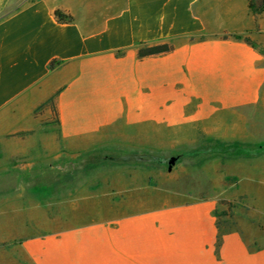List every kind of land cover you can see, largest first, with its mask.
<instances>
[{
  "label": "crops",
  "instance_id": "crops-1",
  "mask_svg": "<svg viewBox=\"0 0 264 264\" xmlns=\"http://www.w3.org/2000/svg\"><path fill=\"white\" fill-rule=\"evenodd\" d=\"M256 16L248 0H0L2 240L30 264H264V140L247 138L264 56L221 39L264 45Z\"/></svg>",
  "mask_w": 264,
  "mask_h": 264
},
{
  "label": "rangeland",
  "instance_id": "rangeland-1",
  "mask_svg": "<svg viewBox=\"0 0 264 264\" xmlns=\"http://www.w3.org/2000/svg\"><path fill=\"white\" fill-rule=\"evenodd\" d=\"M258 4L259 2H257V5ZM262 13H264V11ZM260 37L261 39L264 40V34H261ZM255 43L261 48H264V45L259 44L258 42H255ZM263 119H264V116H263ZM247 138H248V141L250 142L263 141L264 140V125L252 126L251 131L248 134ZM3 173H4V170L0 168V264H30L23 257V255L20 254L16 240L15 241H3L2 240L1 232L4 228L2 221H3L4 213L6 212V209L4 208V193H3V185L6 183V181H5V178H3ZM222 203L229 205L227 202L222 201Z\"/></svg>",
  "mask_w": 264,
  "mask_h": 264
},
{
  "label": "trees",
  "instance_id": "trees-1",
  "mask_svg": "<svg viewBox=\"0 0 264 264\" xmlns=\"http://www.w3.org/2000/svg\"><path fill=\"white\" fill-rule=\"evenodd\" d=\"M257 2L259 4L257 5ZM248 9L253 15H259L264 11V0H248ZM54 17L57 19L58 22H69L71 18L64 16L60 11L56 10L54 12ZM221 39H233L235 41H242L256 49L258 53L264 56V48L258 46L254 41H252L248 36H242L239 34H223ZM172 50L171 46L168 45H159L153 46L149 48H140L138 51V56L143 57L147 55H157L161 53H168Z\"/></svg>",
  "mask_w": 264,
  "mask_h": 264
}]
</instances>
